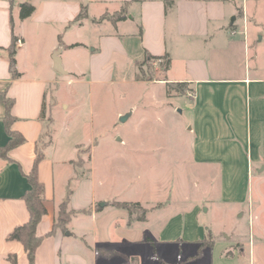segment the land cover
Segmentation results:
<instances>
[{"label": "crops", "instance_id": "obj_1", "mask_svg": "<svg viewBox=\"0 0 264 264\" xmlns=\"http://www.w3.org/2000/svg\"><path fill=\"white\" fill-rule=\"evenodd\" d=\"M26 2L35 11L22 20ZM125 5L126 20L98 22ZM83 8L86 17L76 21ZM42 29L53 35L43 64L37 49ZM85 30L91 33L88 44L82 41ZM13 37L23 43L16 45L19 78L10 72ZM62 47L65 75L50 61ZM65 54L80 58L86 71L76 62L66 68ZM147 54L170 57L159 81L136 80L137 63ZM66 82L150 88L185 83L188 94L172 95L175 103L156 102L160 111L168 106L185 116L188 144L155 147L149 166L168 173L149 187L141 183L137 198H114L104 192L105 180L97 179L93 147L82 176V142L57 145L76 126L69 119L63 136L54 128L56 110L72 115V102L56 95ZM2 97L13 101L10 129L25 142L9 152L11 162L0 158V264H13L10 257L29 264L24 246L8 237L29 220L26 176L39 151L45 155L39 179L47 214L37 227L44 239L35 264H264V0H0V148L10 141ZM176 168L187 171L179 177ZM69 192L65 231L55 225ZM114 202L140 203L146 219L129 225L128 211ZM244 220L248 243L240 228ZM210 237L212 244L202 246Z\"/></svg>", "mask_w": 264, "mask_h": 264}, {"label": "rangeland", "instance_id": "obj_2", "mask_svg": "<svg viewBox=\"0 0 264 264\" xmlns=\"http://www.w3.org/2000/svg\"><path fill=\"white\" fill-rule=\"evenodd\" d=\"M21 23L16 17L18 28L21 27ZM24 29L27 34L32 33V28L28 24ZM42 34L37 49L39 52L38 60L43 64L45 61L44 48L50 43L53 35L50 30L47 31L46 29H42ZM82 36V41L87 44L90 43V30L82 32ZM64 60L66 68H70L76 62L86 71L85 64L80 58L69 57L68 54H65ZM50 61L54 66L53 56ZM153 68L156 76L160 77L159 63L153 62ZM57 89L58 98L72 102L70 112L72 115L66 118L63 117L60 110L55 111L54 128L56 133L63 136L66 122L72 118L76 119L74 120L76 126L71 127L72 134L67 138L59 139L57 145L64 147L72 142H82L83 147H81L79 160V164L82 166L80 172L82 176L87 172L84 165L89 158L88 149L93 147L96 155L97 179L105 180L104 192L107 191L114 198L121 200L137 198V191L141 187V183L143 184L146 180L145 182L149 187L153 181H156V177L158 180L161 173L163 175L168 173L170 169L149 166L154 161L148 156L152 155V150L155 147L185 146L188 144V134L184 130L185 116L180 115L179 112L172 114L169 109H166L168 106H163V111H160L161 104L156 102L162 98H168L170 103H175L172 100V95L178 94L169 93L168 88L124 84L90 86L84 83L73 82L68 84L66 82L58 85ZM186 94L188 93L185 92L184 95ZM182 106L179 107L182 109ZM120 113H125L128 116L126 122L120 121ZM91 134L92 141L87 143L85 140ZM140 146L145 147L148 151L141 152ZM138 156L142 159H139ZM173 171L178 172L179 177H181L187 169L176 168ZM223 209H228V207L224 206ZM218 218L223 221V215H219ZM230 218L225 217L227 223L231 225L232 220ZM217 223L222 225L221 221ZM240 228L243 230V240L248 243L250 241V228L247 220H244Z\"/></svg>", "mask_w": 264, "mask_h": 264}, {"label": "trees", "instance_id": "obj_3", "mask_svg": "<svg viewBox=\"0 0 264 264\" xmlns=\"http://www.w3.org/2000/svg\"><path fill=\"white\" fill-rule=\"evenodd\" d=\"M35 11V7L30 3L26 2L21 5L20 9V18L25 20L29 18L33 12ZM86 17V10L83 8L81 14L77 17L76 21H82ZM128 17L127 13V5L123 6V8L113 14V15H104L100 18L98 22H102L104 20H110L113 23H117L119 21L126 20ZM18 39L13 37L12 44L9 47V64H10V72L13 78H19L21 74L17 70V61H16V45ZM153 62H159V69L161 71L166 72L171 64V60L169 55L163 57H156L150 54H147L145 60L143 62L137 63V76L136 80L140 82H155L159 81V77L156 76V72L153 68ZM145 67V69H144ZM187 85L185 83H168L167 88L169 93L175 92L178 95H184L186 92ZM3 102L7 107V115L4 118V121L7 126V132L10 136V141L7 146L0 148V158L4 159L8 162H11L9 157V152L24 144L25 138L18 132H14L10 129L11 123L14 121V118L10 114V107L13 103L12 100L2 97ZM45 155L41 151L38 152L36 159L34 161V165L30 173L26 176L28 182L30 184V189L24 196V201L26 203L27 209L29 211L30 217L27 223L21 225L14 229V231L9 235V241H17L20 242L27 253L29 264H35L36 252L41 243L43 242L44 237L39 236L37 234V227L43 218L47 214V209L45 207V187L44 184L39 179V164L44 159ZM71 193L67 195V198L61 205L60 216L58 219V223L55 225L56 227L62 228L63 230H67V224L70 220V213L67 215V205L70 199ZM113 206L118 208L126 209L129 213V225H132L135 221H143L146 219L148 210L143 208L140 203L133 202H114ZM65 217V219H62ZM51 232V234H53ZM212 240L211 237L208 241L202 243L204 245H211ZM99 254H107L106 252H102L99 250ZM13 264H17L15 257H10Z\"/></svg>", "mask_w": 264, "mask_h": 264}, {"label": "water", "instance_id": "obj_4", "mask_svg": "<svg viewBox=\"0 0 264 264\" xmlns=\"http://www.w3.org/2000/svg\"><path fill=\"white\" fill-rule=\"evenodd\" d=\"M61 53H62V49H58V50L54 53V56H53V60H54V69H55V71H57L58 73L65 75V74H67V72L63 69V66H62V60H61V57H60ZM127 118H128V116H126V115H125V116H122V117L120 118V121H121L122 123H124V122H126Z\"/></svg>", "mask_w": 264, "mask_h": 264}, {"label": "built area", "instance_id": "obj_5", "mask_svg": "<svg viewBox=\"0 0 264 264\" xmlns=\"http://www.w3.org/2000/svg\"><path fill=\"white\" fill-rule=\"evenodd\" d=\"M22 44H23V43H22L21 40H18V41H17V45H18V46H22ZM158 63H159V62H158Z\"/></svg>", "mask_w": 264, "mask_h": 264}]
</instances>
